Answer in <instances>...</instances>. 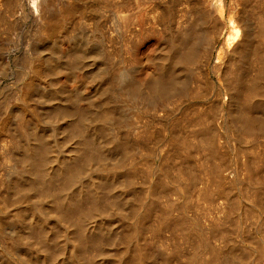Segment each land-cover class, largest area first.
Instances as JSON below:
<instances>
[{
    "label": "rangeland",
    "instance_id": "rangeland-1",
    "mask_svg": "<svg viewBox=\"0 0 264 264\" xmlns=\"http://www.w3.org/2000/svg\"><path fill=\"white\" fill-rule=\"evenodd\" d=\"M139 1L0 0V161L3 158L0 162V264H224L223 261L221 262L222 255L232 251L233 248L238 252L235 258L239 262L241 260V264L242 260H244L243 264H264V137L254 136L252 138L242 135L244 138H239L241 135L236 133L234 120L230 116L231 114L234 117L235 104L230 102L229 93L226 92V86L229 84L232 86L234 83L230 77L233 71H237L241 67L242 70L241 68L239 70L247 80L255 73L250 57L244 51L247 49L245 47L256 44L257 38L258 41L260 40L256 34L258 23H255L256 20L253 17L255 15L252 12L256 8L257 11L260 9L264 14V0ZM33 3L38 6V12L31 7L34 6ZM44 6L47 12H57L59 9L62 10L61 7H69L72 14L62 13V17L57 19L59 22L56 20L54 25L52 24L53 28L51 27L47 31L50 33L52 30V32L50 34L42 33L36 26H39L38 16L40 10L45 8ZM59 6L61 7L59 8ZM246 12L247 14H245ZM198 14H201L200 18L203 21H200ZM63 15H65V19ZM125 19L128 20L129 26L127 23L125 25ZM130 20L131 23H129ZM63 21L65 22L63 23ZM228 34L229 36H227ZM230 34H235L237 39ZM238 34L240 35L238 36ZM245 34H248V44L245 43L246 45L242 46L241 49L244 50L242 51L237 49L236 43ZM192 36L197 38L193 39ZM227 37H230L229 40ZM184 40L188 42H184ZM188 46L193 47L190 49ZM192 49L196 53V60H200L196 61L197 63L182 61L184 60L183 56ZM223 61H226L229 67ZM180 62H183L184 65ZM235 62H240V65ZM217 65H224L225 68L221 66L222 68H218V70ZM215 66L216 68H214ZM125 77L126 79H124ZM175 77L177 79H174ZM227 81L229 82L227 83ZM156 84L161 86L160 89ZM163 91L165 93L162 95ZM128 92H134L140 98L132 103L129 98L124 97ZM147 93L150 95L148 96ZM255 97L256 95L250 98L252 101H249L255 106L254 113L252 114V109H247L244 116L249 114L247 117L251 116L252 118L253 115L260 116L264 113V100ZM67 112L70 117L65 114ZM125 115L127 116L126 120ZM99 117L102 120L101 123L98 122ZM230 123L235 130L231 128ZM94 130L95 133H93ZM22 131L24 132L22 133ZM77 131L84 133L82 132L79 136ZM232 131L235 132L231 134ZM103 135L106 136L103 137ZM97 136L101 138V142ZM236 136L238 137L236 138ZM118 138L123 139V146H120L121 140ZM106 140L107 143L109 140L111 145L106 144ZM212 140L213 142H211ZM245 140L248 142L245 143ZM124 141L130 145L124 146L126 144ZM208 141L214 145L210 142L208 144ZM115 143H119V145ZM92 145L95 147L94 151L91 149ZM35 154L36 156L41 155L39 157L42 162L40 159L38 162H41V169L45 167L43 169L45 172L43 170L39 172L36 167H32L29 160ZM79 155L80 157H77ZM9 158L12 163L7 161ZM51 159L53 163H51ZM17 161H19V165ZM120 161L128 164H122ZM116 162L120 163L117 165ZM106 164L109 165V168H106ZM248 164L251 168L248 167ZM120 166L123 167V170H120ZM65 168L67 169L65 170ZM24 169H27L26 172ZM47 169L48 172H46ZM112 170L114 171L112 172ZM116 170H119L118 173L121 176ZM36 172L41 173V177ZM107 172L110 174L112 172L114 175L111 174V176ZM42 180L44 181L42 182ZM160 181L163 182L160 183ZM155 185L157 186L154 188ZM132 200L135 205L132 204ZM70 203L73 206L75 204V208L73 206L71 208ZM149 204L150 206H148ZM138 205H140L139 209ZM64 208L67 212H61ZM146 209L147 211H145ZM75 210L76 212H74ZM77 210L83 214L77 213ZM33 211L34 213H32ZM144 212L146 213L144 214ZM72 213H75L74 218H72ZM133 215L135 216L133 217ZM129 220H131L130 223H128ZM138 224L142 226L139 227ZM201 225L205 228H200ZM132 229L133 231H131ZM210 233L211 235H209ZM26 238L28 240H25ZM202 238L208 240L209 246L202 244ZM216 240L218 241L216 242ZM143 241L145 242L143 243ZM200 241L202 242L200 243ZM50 250L52 253L48 252ZM204 252H206L205 255H203ZM240 253H243V257H240ZM211 254H214L215 258ZM141 256L143 257L141 258ZM130 258H134V261Z\"/></svg>",
    "mask_w": 264,
    "mask_h": 264
},
{
    "label": "bare ground",
    "instance_id": "bare-ground-1",
    "mask_svg": "<svg viewBox=\"0 0 264 264\" xmlns=\"http://www.w3.org/2000/svg\"><path fill=\"white\" fill-rule=\"evenodd\" d=\"M53 1V0H52ZM66 1V0H65ZM135 1H137V2H140L139 0H135ZM153 1H155L156 2V0H153ZM204 1V0H203ZM41 2V1H40ZM58 2V1H57ZM110 2V1H109ZM134 2V1H133ZM133 2H131V3H133ZM141 2H143L142 0H141ZM155 2H154V5H155ZM245 2V1H244ZM248 2V1H247ZM69 3V2H68ZM116 3V2H115ZM160 3V2H159ZM164 3V2H163ZM257 3V2H256ZM262 3V2H261ZM12 4V3H11ZM34 4V3H33ZM36 4V3H35ZM34 4V6L32 5L31 7H33L34 8V11H39V9H38V6H36ZM55 4H57V3H55ZM61 4V3H60ZM158 4V3H157ZM166 4V3H165ZM255 4V3H254ZM52 5V4H51ZM58 5H59V3H58ZM57 5V6H58ZM101 5V4H100ZM118 5V4H117ZM132 5V4H131ZM147 5V4H146ZM193 5V4H192ZM258 5H259V3H258ZM261 5V4H260ZM13 6V5H12ZM42 6V5H41ZM48 6V5H47ZM63 6H64V4H63ZM68 6V5H67ZM74 6H76V5H74ZM93 6V5H92ZM133 6V5H132ZM131 6V7H132ZM156 6V5H155ZM161 6V5H160ZM159 6V7H160ZM164 6V5H163ZM206 6V5H205ZM257 6V5H256ZM45 7V6H44ZM50 7V6H49ZM61 6H59V8H60ZM72 7V6H71ZM121 7V6H120ZM167 7V6H166ZM196 7V6H195ZM198 7V6H197ZM246 7V6H245ZM58 8V9H59ZM62 8V10L61 9H59V11H57V12H47L46 11V7L45 8H42L40 11V15L38 16L39 18L38 19H40V22H39V26H36V27H38V28H40L39 29V31L40 32H42V33H46L51 27L53 28V25H54V22L58 19H60L61 17H62V13H71L72 11H70V9H69V7L68 8H63V7H61ZM117 8V7H116ZM122 8V7H121ZM126 8V7H125ZM205 8V7H204ZM222 8V7H221ZM220 8V9H221ZM255 8V7H254ZM259 8H263V7H259ZM14 9V8H13ZM52 9V8H51ZM57 9V8H56ZM75 8H73V10H74ZM99 9V8H98ZM135 9V8H134ZM190 9V8H189ZM52 10H55V9H52ZM76 10V9H75ZM139 10V9H138ZM150 10V9H149ZM177 10V9H176ZM195 10V9H194ZM198 10V9H197ZM201 10V9H200ZM244 10V9H243ZM262 10V9H261ZM11 11V10H10ZM14 11V10H13ZM77 11V10H76ZM119 11V10H118ZM129 11V10H128ZM132 11V10H131ZM151 11V10H150ZM185 11V10H184ZM193 11V10H192ZM191 11V12H192ZM203 11V10H202ZM74 12V11H73ZM181 12V11H180ZM188 12V11H187ZM196 12V11H195ZM201 12V11H200ZM245 12V11H244ZM9 13V12H8ZM8 13H7V15H8ZM12 13V12H11ZM132 13V12H131ZM142 13V12H141ZM151 13V12H150ZM193 13H194V11H193ZM196 13H198V12H196ZM195 13V14H196ZM242 13V12H241ZM251 13V12H250ZM255 16H253V17H255V20H256V22L255 23H258V25L256 26V34H257V36H259V38H260V40L258 41V38H257V40H256V44H253V45H249V46H247V47H245V48H247L245 51L244 50H242L241 48H242V46H245L246 44H248V39H247V35L249 34V32H248V34H245L244 35V37H243V35H242V39L240 40V41H238V43H236L237 45H236V47H237V49H240V50H242V51H244L245 53H246V55L247 56H249L250 57V60H251V65H252V67L254 68V70H255V73H254V75L250 78L249 76V79L247 80V78L245 77V76H243V74H242V72H241V70H242V68H241V70H237V71H230V72H232L230 75V77H232V79L234 80V83H233V85L232 86H226V92H228L229 93V95L228 96H230V97H228V98H230V102L232 103V104H235V112L233 113L234 114V117H233V115H231L230 114V116H232V118H233V120H234V123H235V129L237 130L236 131V133L238 132V134L239 135H241V137H239V138H242L243 136L242 135H244V136H251L252 138L254 137V136H262V137H264V113L262 114V115H260V116H258V114H256V115H253L252 116V118H251V116L250 117H247V116H244L245 114H244V112L245 111H248V110H253V112H252V114L254 113V110H255V106H253L252 105V103L251 102H249L251 99V97H253L254 95H256V97H259V99L260 98H262L263 100H264V14L260 11V9H259V11H257V9L255 8V9H253V12H252ZM13 14V13H12ZM39 14V13H38ZM72 14V13H71ZM132 14H134V13H132ZM161 14V13H160ZM191 14V13H190ZM195 14H194V16H195ZM204 14V13H203ZM208 14V13H207ZM245 14H247V12L245 13ZM249 14V13H248ZM252 14V15H253ZM67 15V14H66ZM69 15V14H68ZM118 15V14H117ZM148 15V14H147ZM188 15V14H187ZM201 15V14H200ZM200 15L198 14V16H199V18H200ZM206 15V14H205ZM209 15H210V13H209ZM250 15V14H249ZM64 16L65 15H63V18H64ZM70 16V15H69ZM121 16V15H120ZM136 16V15H135ZM158 16V15H157ZM162 16H163V14H162ZM190 16V15H189ZM242 16V15H241ZM3 17V16H2ZM67 17V16H66ZM147 17V16H146ZM153 17V16H152ZM164 17V16H163ZM196 17H197V15H196ZM243 17V16H242ZM246 17V16H245ZM140 18V17H139ZM138 18V19H139ZM160 18H161V16H160ZM189 18V17H188ZM199 18H196V19H199ZM204 18V17H203ZM65 19V18H64ZM147 19V18H146ZM150 19V18H149ZM163 19V18H162ZM241 19V18H240ZM244 19V18H243ZM249 19H250V17H249ZM57 20V21H58ZM63 20V19H62ZM122 20V19H121ZM127 22H126V21ZM124 21H125V25H126V23H127V25H128V20L127 19H125ZM132 20V19H131ZM131 20H130V22L129 23H131ZM137 20V19H136ZM160 20V19H159ZM181 20V19H180ZM184 20V19H183ZM188 20V19H187ZM203 21V19H201L200 18V21ZM205 20V19H204ZM209 20V19H208ZM254 20V21H255ZM5 21V20H4ZM123 21V22H124ZM132 21H134V20H132ZM149 21V20H148ZM197 21V20H196ZM195 21V22H196ZM200 21H199V23H200ZM253 21V20H252ZM59 22V21H58ZM65 21H63V23H64ZM142 22V21H141ZM186 22V21H185ZM193 22H194V20H193ZM206 22H207V20H206ZM212 21H210V24H212L211 23ZM3 23V22H2ZM60 23H62V22H60ZM209 23V22H208ZM38 24V23H37ZM53 24V25H52ZM122 24V23H121ZM135 24V23H134ZM206 24V23H205ZM246 24V23H245ZM250 24V23H249ZM251 25H252V22H251ZM254 25V24H253ZM1 26V25H0ZM57 26V25H56ZM120 26H122V25H120ZM129 26V25H128ZM135 26V25H134ZM202 26V25H201ZM245 26V25H244ZM248 26V25H247ZM126 27V26H125ZM200 27V26H199ZM207 27V26H206ZM254 27V26H253ZM2 28V27H1ZM128 28V27H127ZM203 28V27H202ZM237 28V27H236ZM244 28V27H243ZM251 29H252V27H250ZM97 29V28H96ZM123 29H125V28H123ZM146 29V28H145ZM152 29V28H151ZM7 30V29H6ZM38 30V29H37ZM153 30V29H152ZM155 30V29H154ZM180 30V29H179ZM244 30V29H243ZM247 30H248V28H247ZM250 30V29H249ZM253 30V29H252ZM130 31V30H129ZM141 31V30H140ZM175 31V30H174ZM173 31V32H174ZM181 31V30H180ZM187 31V30H186ZM245 31H246V27H245ZM52 32V30L50 31V33ZM155 32V31H154ZM182 32V31H181ZM184 32V31H183ZM38 33V32H37ZM49 32H47L46 34H48ZM49 33V34H50ZM190 33V32H189ZM200 33V32H199ZM173 34V33H172ZM191 34H192V32H191ZM196 34V33H195ZM43 35V34H42ZM94 35V34H93ZM140 35V34H139ZM185 35V34H184ZM189 35V34H188ZM193 35V34H192ZM233 35H234V37H235V34H230V36H232L233 37ZM236 35H237V29H236ZM240 34H238V36H239ZM227 36H229V34L227 35ZM175 37V36H174ZM233 37V38H234ZM98 38V37H97ZM191 38H193V36L191 37ZM195 38V37H194ZM193 38V39H194ZM197 38V37H196ZM195 38V39H196ZM228 38V37H227ZM230 38V37H229ZM229 38L227 39V40H229ZM236 38V37H235ZM192 39V40H193ZM205 39V38H204ZM232 39V38H231ZM230 39V40H231ZM237 39V38H236ZM250 39V38H249ZM169 40V39H168ZM178 40V39H177ZM140 41V40H139ZM165 41V40H164ZM182 41V40H181ZM187 41V40H186ZM185 40H184V42H186ZM233 41V40H232ZM166 42V41H165ZM177 42H179V41H177ZM176 42V43H177ZM183 42V43H184ZM188 42V41H187ZM195 42V41H194ZM204 42H206V41H204ZM250 42V41H249ZM246 43V44H245ZM169 44V43H168ZM178 44V43H177ZM186 44V43H185ZM184 44V45H185ZM250 44V43H249ZM171 45V44H170ZM187 45V44H186ZM189 45V44H188ZM167 46H169V45H167ZM166 46V47H167ZM191 46V45H190ZM197 46V45H196ZM124 47V46H123ZM179 47V46H178ZM186 47V46H185ZM189 47V46H188ZM193 47V46H192ZM192 47H189L190 49L192 48ZM227 47V46H226ZM165 48V47H164ZM188 48V49H189ZM194 48H195V46H194ZM171 49V48H170ZM173 49V48H172ZM201 49V48H200ZM131 50V49H130ZM160 50H161V48H160ZM168 50V49H167ZM178 50V49H177ZM195 50H197V49H195ZM203 50V49H202ZM198 51V50H197ZM237 51V50H236ZM235 51V52H236ZM162 52V51H161ZM202 52V51H201ZM230 52V51H229ZM163 53V52H162ZM182 53V52H181ZM185 53H186V51H185ZM160 54V53H159ZM173 54H174V52H173ZM179 54V53H178ZM184 54V53H183ZM207 54V53H206ZM236 54V53H235ZM163 55H164V53H163ZM162 55V56H163ZM167 55H168V53H167ZM228 55V54H227ZM237 55V54H236ZM235 55V56H236ZM166 56V55H165ZM169 56V55H168ZM168 56H166V57H168ZM180 56V55H179ZM230 56V55H229ZM228 56V57H229ZM164 57V56H163ZM173 57V56H172ZM181 58H182V56H180ZM161 58V57H160ZM178 58V57H177ZM208 58H210V57H208ZM233 58V57H232ZM237 58H239V57H237ZM158 59V58H157ZM183 59L184 60H182V61H186V62H188V63H195L197 60H196V53H195V51L192 49L191 51H189L185 56H183ZM163 60H165V59H163ZM174 60V59H173ZM178 60H180V59H178ZM178 60H176V61H178ZM200 60V59H199ZM198 60V61H199ZM206 60H207V58H206ZM209 60V59H208ZM158 61V60H157ZM170 61V60H169ZM197 61V62H198ZM202 61V60H201ZM239 61V60H238ZM179 62V61H178ZM196 62V63H197ZM224 62V61H223ZM177 63V62H176ZM180 63H182L183 64V62H180ZM224 63H227L226 61L224 62ZM235 63H238V62H235ZM240 63V62H239ZM238 63V65H240ZM33 64V63H32ZM186 64V63H185ZM199 64V63H198ZM221 64V63H220ZM228 64V63H227ZM184 65V64H183ZM225 65V64H224ZM224 65H221V66H224ZM237 65V66H238ZM243 65V64H242ZM241 65V66H242ZM250 65V64H249ZM111 66V65H110ZM206 66V65H205ZM218 66V65H217ZM220 66V65H219ZM217 67V69L219 68H222L221 66L220 67ZM170 67V66H169ZM174 67V66H173ZM192 67V66H191ZM207 67V66H206ZM227 67V66H226ZM228 67H229V64H228ZM172 68V67H171ZM170 68V69H171ZM178 68V67H177ZM186 68V67H185ZM208 68V67H207ZM214 68H216V66L214 67ZM224 68H225V66H224ZM235 68L237 69V67L235 66ZM173 69V68H172ZM212 69V68H211ZM218 69V70H219ZM231 70H233L232 68H230ZM37 70V69H36ZM174 70V69H173ZM192 70V69H191ZM194 70H195V67H194ZM216 70V69H215ZM218 70H216V71H218ZM247 70V69H246ZM164 71V70H163ZM197 71V70H196ZM214 71V70H213ZM223 71H224V69H223ZM228 71V70H227ZM34 72V71H33ZM165 72V71H164ZM169 72V71H168ZM161 73V72H160ZM220 73L222 74V72L220 71ZM247 73V72H246ZM252 74V73H251ZM246 75H248V74H246ZM161 76V75H160ZM223 76V75H222ZM174 77V76H173ZM206 77V76H205ZM224 77V76H223ZM226 77V76H225ZM229 77V76H228ZM132 78V77H131ZM154 78V77H153ZM170 78V77H169ZM197 78V77H196ZM246 78V79H245ZM27 79V78H26ZM124 79H126V77L124 78ZM129 79H130V77H129ZM173 79V78H172ZM174 79H177L176 77L174 78ZM224 79V78H223ZM231 79V80H232ZM229 80V79H228ZM161 81V80H160ZM159 81V82H160ZM171 81V80H170ZM175 81V80H174ZM177 81V80H176ZM133 82V81H132ZM138 82V81H137ZM168 82V81H167ZM173 82V81H172ZM208 82V81H207ZM229 81H227V83H228ZM28 83V82H27ZM117 83V82H116ZM161 83H162V81H161ZM161 83H159L160 85H161ZM179 83V82H178ZM211 83V82H210ZM131 84V83H130ZM133 84V83H132ZM166 85V84H165ZM164 85V86H165ZM168 85V84H167ZM179 85H181V84H179ZM205 85V84H204ZM144 86V85H143ZM156 86H158V88L160 89V87L162 86H159V85H157L156 84ZM206 86V85H205ZM128 87H129V85H128ZM135 87V86H134ZM152 87V86H151ZM118 88V87H117ZM162 88H163V86H162ZM181 88V87H180ZM19 89V88H18ZM29 89H31V88H29ZM112 89V88H111ZM145 89V88H144ZM168 89V88H167ZM170 89V88H169ZM188 89V88H187ZM206 89V88H205ZM21 90H23L22 88H21ZM25 90V92H26V89H24ZM117 90V89H116ZM134 90V89H133ZM175 90V89H174ZM177 90V89H176ZM186 90V89H185ZM210 90V89H209ZM29 91H31V90H29ZM119 91V90H118ZM142 91V90H141ZM148 91V90H147ZM166 91V90H165ZM165 91H163V93H162V95L165 93ZM189 91V90H188ZM216 91H218V90H216ZM20 92V91H19ZM32 92V91H31ZM134 92H135V90H134ZM132 93V92H128V93H126L125 94V96L124 97H127V98H129L130 100H131V102L132 103H135L134 102V100L136 101L137 99H139L140 97L139 96H137L135 93ZM137 92H138V90H137ZM184 92V91H183ZM206 92H208V91H206ZM205 92V93H206ZM21 93V92H20ZM24 93V92H23ZM148 93H149V91H148ZM148 93H147V95H148ZM155 93V92H154ZM158 93V92H157ZM169 93H170V90H169ZM173 93V92H172ZM25 94V93H24ZM106 94V93H105ZM144 94V93H143ZM178 94V93H177ZM186 94V93H185ZM13 95V94H12ZM145 95V94H144ZM150 95V94H149ZM148 95V96H149ZM155 95V94H154ZM206 95V94H205ZM20 96V95H19ZM119 96H121V95H119ZM172 96V95H171ZM21 97H22V94H21ZM27 97V96H26ZM29 97V96H28ZM122 97V96H121ZM169 97V96H168ZM255 97V98H256ZM17 98H19V97H17ZM126 98V99H127ZM142 98V97H141ZM165 98V97H164ZM172 98V97H171ZM182 98V97H181ZM14 99H15V97H14ZM20 99V98H19ZM258 99V98H257ZM262 99H261V101H262ZM120 100V99H119ZM144 100V99H143ZM170 100V99H169ZM176 100V99H175ZM21 101V100H20ZM25 101V100H24ZM28 101V100H27ZM129 101V100H128ZM252 101V100H251ZM260 101V100H259ZM22 102H23V99H22ZM145 102V101H144ZM158 102V101H157ZM24 103V102H23ZM111 103V102H110ZM114 103V102H113ZM154 103V102H153ZM174 103V102H173ZM250 103H251V105H250ZM8 104V103H7ZM21 104V103H20ZM27 104V103H26ZM69 104H71V103H69ZM107 104V103H106ZM264 104V103H263ZM23 105V104H22ZM25 105V104H24ZM72 105V104H71ZM77 105V104H76ZM97 105V104H96ZM101 105V104H100ZM99 105V106H100ZM114 105V104H113ZM141 105V104H140ZM145 105V104H144ZM260 105H262V104H260ZM67 106H69V105H67ZM78 106V105H77ZM76 106V107H77ZM83 106V105H82ZM104 106H105V104H104ZM124 106V105H123ZM131 106V105H130ZM135 106H137V105H135ZM259 106V105H258ZM263 106V105H262ZM70 107V106H69ZM261 107V106H260ZM7 108V107H6ZM21 108V107H20ZM68 108V107H67ZM79 108V107H78ZM83 108V107H82ZM82 108H81V110H82ZM95 108V107H94ZM102 108V107H101ZM117 108V107H116ZM138 108V107H137ZM143 108V107H142ZM233 108H234V106H233ZM232 108V109H233ZM72 109V108H71ZM91 109V108H90ZM89 109V110H90ZM118 109V108H117ZM160 109V108H159ZM194 109V108H193ZM248 109V110H247ZM264 109V108H263ZM63 110V109H62ZM65 110V109H64ZM74 110V109H73ZM76 110V109H75ZM78 110V109H77ZM88 110V111H89ZM96 110V109H95ZM94 110V111H95ZM98 110V109H97ZM107 110V109H106ZM126 110V109H125ZM139 110V109H138ZM150 110H152V109H150ZM204 110V109H203ZM260 110V109H259ZM58 111V110H57ZM60 111V110H59ZM70 111V110H69ZM79 111V110H78ZM108 111V110H107ZM257 111V110H256ZM61 112V111H60ZM63 112V111H62ZM81 112V111H80ZM80 112H79V115H80ZM85 112V111H84ZM111 112V111H110ZM154 112V111H153ZM230 112V111H229ZM228 112V113H229ZM260 112V111H259ZM264 112V111H263ZM77 114H78V112H76ZM92 113V112H91ZM95 113H97V112H95ZM133 113V112H132ZM147 113V112H146ZM249 113V112H248ZM262 113V112H261ZM63 114V113H62ZM65 114H67V115H69V113L67 112V113H65ZM71 114V113H70ZM84 114V113H83ZM86 114V113H85ZM94 114V113H93ZM99 114V113H98ZM140 114V113H139ZM206 114V113H205ZM204 114V115H205ZM252 114H250V115H252ZM88 115H90L89 113H88ZM123 115V114H122ZM143 115V114H142ZM60 116V115H59ZM62 116V115H61ZM65 116V115H64ZM64 116H63V118H64ZM91 116V115H90ZM89 116V118H91ZM108 116V115H107ZM126 116V115H125ZM132 116V115H131ZM229 116V115H228ZM227 116V117H228ZM68 117H70V115L68 116ZM72 117V116H71ZM103 117V116H102ZM111 117V116H110ZM122 118H123V116H121ZM120 117V118H121ZM134 117V116H133ZM136 117V116H135ZM193 117V116H192ZM207 117V116H206ZM22 118V117H21ZM25 118V117H24ZM67 118V117H66ZM88 118V119H89ZM97 118V117H96ZM104 118V117H103ZM105 118H106V116H105ZM109 118V117H108ZM116 118H118V117H116ZM188 118V117H187ZM202 118V117H201ZM82 119V118H81ZM87 119V121H89ZM94 119V118H93ZM110 119V118H109ZM112 119V118H111ZM127 119V116H126V118H125V120ZM229 119H230V117H229ZM228 119V120H229ZM72 120V119H71ZM73 120H75L74 118H73ZM83 120V119H82ZM97 120V119H96ZM96 120H95V122H96ZM99 121L98 122H100V121H102V120H100V117H99V119H98ZM105 120V119H104ZM125 120L123 121V122H125ZM205 120V119H204ZM231 120V119H230ZM229 120V121H230ZM84 121V120H83ZM117 121V120H116ZM121 121V122H122ZM131 121V120H130ZM232 121V120H231ZM18 122V121H17ZM16 122V123H17ZM24 122H25V120H24ZM72 122V121H71ZM89 122H91V121H89ZM88 122V123H89ZM98 122H97V124H98ZM118 122V121H117ZM120 122V123H121ZM14 123V122H13ZM28 123V122H27ZM92 123V122H91ZM91 123H89V124H91ZM101 123V122H100ZM99 123V124H100ZM112 123V122H111ZM127 123H128V121H127ZM126 123V124H127ZM135 123V122H134ZM137 123V122H136ZM205 123V122H204ZM233 123V124H234ZM32 124V123H31ZM79 124V123H78ZM94 124V123H93ZM107 124V123H106ZM118 124V123H117ZM129 124V123H128ZM231 124L232 123H230V126H231ZM23 125H25V124H23ZM29 125V124H28ZM33 125V124H32ZM101 125V124H100ZM108 125V124H107ZM111 125V124H110ZM115 125V124H114ZM122 125V124H121ZM125 125V124H124ZM137 125V124H136ZM186 125V124H185ZM207 125V124H206ZM20 126V125H19ZM69 126V125H68ZM80 126V125H79ZM86 126V125H85ZM94 126V125H93ZM92 126V127H93ZM188 126V125H187ZM209 126V125H208ZM14 127V126H13ZM33 127V126H32ZM75 127V126H74ZM82 127V126H81ZM87 127V126H86ZM98 127V126H97ZM107 127V126H106ZM109 127V126H108ZM114 127V126H113ZM136 127H138V126H136ZM204 127V126H203ZM234 127V126H233ZM83 128H85V127H83ZM111 128V127H110ZM180 128V127H179ZM212 128V127H211ZM231 128H232V126H231ZM30 129V128H29ZM103 129V128H102ZM128 129V128H127ZM194 129V128H193ZM202 129V128H201ZM214 130H215V128H213ZM212 129V130H213ZM230 129V128H229ZM233 130H235L234 128H232ZM24 130V129H23ZM85 130V129H84ZM116 130V129H115ZM133 130H134V128H133ZM136 130V129H135ZM140 130V129H139ZM126 131V130H125ZM129 131V130H128ZM185 131V130H184ZM204 131V130H203ZM211 131V130H210ZM229 131V130H228ZM231 131V130H230ZM229 131V132H230ZM14 132V131H13ZM15 132H16V129H15ZM14 132V133H15ZM24 131H22V133H23ZM79 131H77V133H78ZM83 132V131H82ZM81 132V133H82ZM86 132V131H85ZM90 132V131H89ZM117 132V131H116ZM131 132V131H130ZM137 132V131H136ZM200 132V131H199ZM233 132H235V131H232L231 132V134L233 133ZM35 133V132H34ZM80 132H79V136H80V134H81ZM84 133V132H83ZM93 133H95V130H94V132ZM97 133H101V132H97ZM217 133V132H216ZM25 134V133H24ZM104 134V133H103ZM133 134V133H132ZM204 134H205V131H204ZM207 134H208V132H207ZM213 134V133H212ZM211 134V135H212ZM27 135V134H26ZM107 135V134H106ZM105 135V136H106ZM116 135H117V133H116ZM120 135V134H119ZM144 135V134H143ZM210 135V134H209ZM235 135H237V134H235ZM235 135H233V136H235ZM17 136V135H16ZM24 136V135H23ZM83 136V135H82ZM85 136V135H84ZM91 136V135H90ZM104 135H103V137H105ZM133 136V135H132ZM138 136V135H137ZM195 136V135H194ZM207 136V135H206ZM69 137V136H68ZM94 137V136H93ZM98 137V136H97ZM121 137V136H120ZM130 137V136H129ZM205 137V136H204ZM211 137V136H210ZM217 137V136H216ZM223 137V136H222ZM238 136H236V138H237ZM82 138V137H81ZM85 138V137H84ZM87 138V137H86ZM89 138V137H88ZM87 138V139H88ZM96 138V137H95ZM98 138H100V137H98ZM206 138V137H205ZM244 138V137H243ZM242 138V139H243ZM261 138V137H260ZM33 139V138H32ZM40 139V138H39ZM42 139V138H41ZM109 139V138H108ZM118 139H120V138H118ZM131 139H132V137H131ZM140 139H141V137H140ZM210 139V138H209ZM248 139V138H247ZM255 139V138H254ZM17 140H19L18 138H17ZM36 140V139H35ZM38 140V139H37ZM82 140H83V138H82ZM86 140V139H85ZM90 140H91V138H90ZM121 140V139H120ZM119 140V141H120ZM123 140V139H122ZM122 140H121V142H120V146H123L122 144ZM124 140H125V138H124ZM127 140V139H126ZM240 140V139H239ZM49 141V140H48ZM97 141H99V140H97ZM115 141H117V140H115ZM114 141V142H115ZM146 141V140H145ZM246 141L248 142V140H245L244 142L246 143ZM254 141V140H253ZM22 142V141H21ZM40 142V141H39ZM90 142V141H89ZM100 142H101V138H100ZM125 143L127 142V141H124ZM204 142V141H203ZM202 142V143H203ZM209 142L210 141H208V144H209ZM211 142H213V140L211 141ZM210 142V143H211ZM49 143V142H48ZM84 143V142H83ZM92 143H93V140H92ZM108 143H109V140H108ZM107 143V140H106V144H108ZM136 143H138V142H136ZM201 143V144H202ZM206 143H207V140H206ZM251 143V142H250ZM23 144V143H22ZM39 144V143H38ZM38 144H36V145H38ZM86 144H87V142H86ZM90 144V143H89ZM110 144V143H109ZM108 144V145H109ZM115 144H117V145H119V143H115ZM211 144H213V143H211ZM49 145V144H48ZM94 145H96L95 143H94ZM103 145H105L104 143H103ZM111 145V144H110ZM113 145V144H112ZM125 145H130V144H124V146ZM135 145V144H134ZM204 145H206V144H204ZM214 145V144H213ZM53 146V145H52ZM86 146V145H85ZM89 146V145H88ZM93 146V145H92ZM106 146V145H105ZM104 146V147H105ZM138 146V145H137ZM207 146H210V145H207ZM217 146V145H216ZM34 147V146H33ZM42 147V146H41ZM44 147V146H43ZM113 147V146H112ZM119 147V146H118ZM163 147V146H162ZM210 147H212V146H210ZM14 148V147H13ZM36 148H38V147H36ZM49 148H51V147H49ZM53 148V147H52ZM78 148V147H77ZM85 148H87V147H85ZM93 148H95L94 146L91 148V149H93ZM98 148V147H97ZM100 148V147H99ZM110 148V147H109ZM122 148V147H121ZM264 148V147H263ZM15 149V148H14ZM30 149H32V148H30ZM29 149V151H31ZM74 149H76V148H74ZM101 149V148H100ZM105 149V148H104ZM130 149H132V148H130ZM193 149V148H192ZM209 149V148H208ZM214 149V148H213ZM17 150H19V149H17ZM36 150V149H35ZM89 150V149H88ZM125 150V149H124ZM244 150V149H243ZM93 151H94V149H93ZM128 151V150H127ZM132 152H133V150H131ZM196 151V150H195ZM203 151H204V148H203ZM206 151V150H205ZM253 151V150H252ZM78 152V151H77ZM80 152V151H79ZM105 152V151H104ZM125 152V151H124ZM262 152V151H261ZM261 152H259V153H261ZM27 153V152H26ZM34 153V152H33ZM75 153V152H74ZM73 153V154H74ZM91 153V152H90ZM98 153V152H97ZM106 153V152H105ZM104 153V154H105ZM127 153V152H126ZM168 153V152H167ZM202 153V152H201ZM206 153V152H205ZM17 154H19V153H17ZM21 154V153H20ZM77 155H78V153H76ZM99 154V153H98ZM97 154V155H98ZM123 154V153H122ZM131 154V153H130ZM133 154V153H132ZM216 154V153H215ZM219 154V153H218ZM6 155V154H5ZM14 155H15V153H14ZM31 155H33V154H31ZM30 155V156H31ZM108 155V154H107ZM29 156V155H28ZM28 156H26V157H28ZM39 156H41V155H37L36 156V154L34 155V156H31L32 157V159H31V157H30V159L32 160H29L30 162H31V164L33 165L32 167H36L37 169H38V171L40 172H42V170L45 168V167H43V169H41V162H42V159H40V157ZM44 156V155H43ZM89 156H91V155H89ZM205 156H207L206 154H205ZM260 156V155H259ZM13 157V156H12ZM45 158H47L46 156H44ZM43 157V158H44ZM77 157H80V155L79 156H77ZM76 157V158H77ZM109 157V156H108ZM8 158V157H7ZM16 158V157H15ZM14 158V159H15ZM101 158V157H100ZM224 158V157H223ZM259 158V157H258ZM3 159V158H2ZM2 159H1V161H2ZM6 159V158H5ZM23 159H24V157H23ZM38 159H40L41 160V162H38ZM94 159V158H93ZM95 159H97V158H95ZM105 159V158H104ZM103 159V160H104ZM106 159H108V158H106ZM111 159V158H110ZM117 159V158H116ZM119 159V158H118ZM117 159V160H118ZM132 159V158H131ZM167 159V158H166ZM263 159V158H262ZM16 160V159H15ZM25 160H27V159H25ZM39 160V161H40ZM47 160V159H46ZM224 160V159H223ZM0 161V162H1ZM4 161V160H3ZM7 161H10V158H9V160H7ZM50 161H52L51 163H53V160L51 159ZM116 161V160H115ZM129 161V160H128ZM147 161V160H146ZM176 161V160H175ZM179 161V160H178ZM6 162V161H5ZM11 162V161H10ZM22 162V161H21ZM20 162V163H21ZM28 162V161H27ZM29 162V163H30ZM103 162V161H102ZM101 162V163H102ZM121 162V161H120ZM120 162H118V163H120ZM177 162V161H176ZM7 163V162H6ZM12 163V162H11ZM19 163V161H17V164ZM25 163V162H24ZM23 163V164H24ZM45 163V162H44ZM84 163V162H83ZM117 163V162H116ZM118 163H117V165H118ZM122 164H125L124 162H121ZM129 163H131L130 161H129ZM223 163V162H222ZM23 164H21V165H23ZM46 164V163H45ZM57 164V163H56ZM59 164V163H58ZM105 164V163H104ZM111 164V163H110ZM114 164V163H113ZM128 164V163H127ZM127 164H125V165H127ZM251 164V163H250ZM250 164H248V167H250L249 165ZM264 164V163H263ZM6 165V164H5ZM19 165V164H18ZM98 165H99V163H98ZM107 165V164H106ZM114 165H116V164H114ZM113 165V166H114ZM120 165V164H119ZM148 165V164H147ZM180 165V164H179ZM4 166V165H3ZM27 166V165H26ZM58 166V165H57ZM84 166V165H83ZM109 165H107V167L106 168H109L108 167ZM123 166V165H122ZM129 167H130V165H128ZM134 166V165H133ZM244 166H245V164H244ZM252 166V165H251ZM262 166V165H261ZM9 167V166H8ZM29 167V166H28ZM75 167V166H74ZM78 167V166H77ZM85 167V166H84ZM99 167V166H98ZM124 167V166H123ZM123 167H119L120 168V170L123 168ZM129 167H127L126 166V168H129ZM246 167V166H245ZM245 167H244V169H245ZM254 167V166H253ZM7 168V167H6ZM24 168V167H23ZM30 168V167H29ZM28 168V169H29ZM59 168V167H58ZM71 168V167H70ZM115 168H116V166H115ZM131 168V167H130ZM199 168H201V167H199ZM247 168V167H246ZM251 168V167H250ZM21 169V168H20ZM31 169V168H30ZM37 169H36V171H37ZM67 168H65V170H66ZM69 169V168H68ZM112 169V168H111ZM116 169H118V167L116 168ZM132 169H133V167H132ZM134 169H136V168H134ZM206 169V168H205ZM215 169V168H214ZM25 170V172H26V170L27 169H24ZM35 170V169H34ZM81 170V169H80ZM108 170V169H107ZM115 170V169H114ZM114 170H112V172L114 171ZM123 170V169H122ZM212 170V169H211ZM21 171V170H20ZM29 172H30V170H28ZM33 171V170H32ZM31 171V172H32ZM37 171V172H38ZM44 171V170H43ZM49 170L47 169V171L46 172H48ZM90 171V170H89ZM102 171L104 172V170L102 169ZM108 171H111V170H108ZM117 171V170H116ZM115 171V172H116ZM141 171V170H140ZM153 171V170H152ZM156 171V170H155ZM190 171V170H189ZM210 171V170H209ZM246 171V170H245ZM244 171V172H245ZM12 172V171H11ZM24 172V173H25ZM35 172V171H34ZM33 172V174H35ZM36 172V173H37ZM45 172V171H44ZM76 172V171H75ZM80 172V171H79ZM106 172V171H105ZM112 172H111V174H112ZM119 172V170L117 171V173ZM122 172V171H121ZM149 172V171H148ZM169 172V171H168ZM181 172H183V171H181ZM210 172H213V171H210ZM221 172V171H220ZM246 172H248V171H246ZM250 172H251V170H250ZM249 172V173H250ZM261 172V171H260ZM14 173H16V172H14ZM13 173V174H14ZM19 173V172H18ZM23 173V172H22ZM23 173V174H24ZM63 173H64V171H63ZM88 173V172H87ZM100 173V172H99ZM108 173V172H107ZM37 174H39V176L41 177V173H37ZM62 174V173H61ZM66 174V173H65ZM108 174H110V173H108ZM110 174V175H111ZM119 174V173H118ZM118 174H115V175H118ZM129 174V173H128ZM131 174V173H130ZM178 174V173H177ZM221 174V173H220ZM247 174V173H246ZM262 174H263V172H262ZM16 175V174H15ZM44 175V174H43ZM47 175V174H46ZM69 176H71L70 174H68ZM77 175V174H76ZM80 175H81V172H80ZM112 175H114V174H112ZM111 175V176H112ZM120 175V174H119ZM136 175H138V174H136ZM142 175H143V173H142ZM242 175V174H241ZM18 176V175H17ZM30 176H32L31 174H30ZM38 176V177H39ZM109 176V175H108ZM121 176V175H120ZM144 176V175H143ZM175 176V175H174ZM251 176V175H250ZM249 176V177H250ZM253 176V175H252ZM260 176V175H259ZM81 177V176H80ZM84 177V176H83ZM105 177V176H104ZM118 177V176H117ZM185 177H186V175H185ZM229 177V176H228ZM66 178V177H65ZM67 178H68V176H67ZM91 178V177H90ZM113 178V177H112ZM115 178H116V176H115ZM123 178V177H122ZM132 178V177H131ZM195 178H196V176H195ZM19 179V178H18ZM42 179V178H41ZM48 179H50V178H48ZM130 179V178H129ZM187 179V178H186ZM191 179V178H190ZM229 179H231V178H229ZM249 179V178H248ZM45 180H46V178H45ZM54 180V179H53ZM63 180V179H62ZM76 180V179H75ZM118 180V179H117ZM142 180V179H141ZM158 180V179H157ZM171 180V179H170ZM188 180V179H187ZM259 180V179H258ZM30 181V180H29ZM34 181V180H33ZM44 180H42V182H43ZM51 181V180H50ZM97 181V180H96ZM131 181V180H130ZM136 181V180H135ZM150 181H151V179H150ZM192 181V180H191ZM217 181V180H216ZM223 181V180H222ZM232 181V180H231ZM46 182H47V180H46ZM128 182V181H127ZM132 182H133V180H132ZM161 182H163V181H160V183ZM187 182V181H186ZM241 182V181H240ZM254 182V181H253ZM19 183H21V182H19ZM24 183V182H23ZM76 183H77V180H76ZM75 183V184H76ZM124 183V182H123ZM138 183V182H137ZM154 183H157V182H154ZM159 183V184H160ZM168 183V182H167ZM29 184V183H28ZM48 184V183H47ZM52 184V183H51ZM67 184V183H66ZM74 184V183H73ZM74 184V185H75ZM78 184V183H77ZM144 184V183H143ZM166 184V183H165ZM191 184V183H190ZM197 184V183H196ZM252 184V183H251ZM258 184V183H257ZM263 184V183H262ZM24 185V184H23ZM56 185V184H55ZM119 185V184H118ZM129 185V184H128ZM127 185V186H128ZM188 185V184H187ZM256 185V184H255ZM254 185V186H255ZM63 186V185H62ZM64 186H67V185H64ZM71 186V185H70ZM69 186V187H70ZM131 186V185H130ZM133 186V185H132ZM157 185H155V186H153L154 188L156 187ZM167 186V185H166ZM188 186H190V185H188ZM194 186V185H193ZM25 187V186H24ZM23 187V188H24ZM34 187H35V185H34ZM68 187V186H67ZM137 187V186H136ZM140 187V186H139ZM138 187V188H139ZM143 187V186H142ZM148 187H150V186H148ZM153 187H152V189H153ZM251 188H252V186H250ZM39 188V187H38ZM44 188V187H43ZM64 188V187H63ZM66 188V187H65ZM129 188V187H128ZM151 188V187H150ZM158 188H159V186H158ZM168 188V187H167ZM179 188V187H178ZM22 189V188H21ZM51 189V188H50ZM55 189H56V187H55ZM60 189V188H59ZM67 189V188H66ZM118 189V188H117ZM194 189V188H193ZM196 189H197V187H196ZM246 189V188H245ZM33 190V189H32ZM69 190V189H68ZM71 190H72V188H71ZM131 190H133V189H131ZM144 190H146V189H144ZM157 190V189H156ZM155 190V191H156ZM199 190V189H198ZM243 190H244V188H243ZM246 190H248V189H246ZM249 190H251V189H249ZM22 191V190H21ZM29 191V190H28ZM35 191V190H34ZM56 191V190H55ZM57 191H59V190H57ZM56 191V192H57ZM67 191V190H66ZM134 191V190H133ZM20 192V191H19ZM18 192V193H19ZM23 192V191H22ZM31 192V191H30ZM36 192V191H35ZM38 192V191H37ZM52 192V191H51ZM119 192V191H118ZM137 192V191H136ZM135 192V193H136ZM162 192V191H161ZM160 192V193H161ZM244 192V191H243ZM45 193V192H44ZM97 193V192H96ZM141 193V192H140ZM155 193V192H154ZM166 193V192H165ZM249 193V192H248ZM23 194H25V193H23ZM22 194V195H23ZM84 194V193H83ZM119 194V193H118ZM133 194H134V192H133ZM132 194V195H133ZM20 195V194H19ZM40 195V194H39ZM70 195V194H69ZM138 195V194H137ZM144 195V194H143ZM157 195V194H156ZM163 195V194H162ZM197 195V194H196ZM47 196V195H46ZM82 196V195H81ZM98 196V195H97ZM100 196V195H99ZM117 196V195H116ZM119 196V195H118ZM139 196V195H138ZM138 196H136V197H138ZM165 196V195H164ZM21 197H23V196H21ZM50 197H51V195H50ZM55 197V196H54ZM73 197V196H72ZM71 197V198H72ZM112 197V196H111ZM119 197H121V196H119ZM135 197V198H136ZM261 197V196H260ZM19 198H20V196H19ZM25 198V197H24ZM62 198V197H61ZM64 198V197H63ZM75 198H77V197H75ZM96 198H98V197H96ZM105 198V197H104ZM139 198V197H138ZM158 198V197H157ZM256 198V197H255ZM23 199V198H22ZM78 199H80V198H78ZM82 199V198H81ZM92 199V198H91ZM103 199V198H102ZM117 199V198H116ZM126 199H127V197H126ZM27 200V199H26ZM41 200V199H40ZM46 200V199H45ZM52 200V199H51ZM54 200V199H53ZM69 200V199H68ZM128 200V199H127ZM145 200V199H144ZM198 200V199H197ZM208 200V199H207ZM245 200V199H244ZM30 201V200H29ZM56 201V200H55ZM60 201V200H59ZM76 201V200H75ZM211 201V200H210ZM232 201V200H231ZM19 202V201H18ZM22 202H24V201H22ZM58 202V201H57ZM70 202H72L71 200H70ZM113 202V201H112ZM111 202V203H112ZM131 202V201H130ZM134 201L132 200V204H134L135 205V202L133 203ZM31 203V202H30ZM60 203V202H59ZM73 203V202H72ZM102 203V202H101ZM105 203V202H104ZM114 203V202H113ZM143 203V202H142ZM176 203V202H175ZM237 203V202H236ZM240 203V202H239ZM253 203V202H252ZM22 204V203H21ZM34 204V203H33ZM41 204V203H40ZM49 204V203H48ZM47 204V205H48ZM52 204V203H51ZM71 204V203H70ZM69 204V205H70ZM87 204V203H86ZM108 204V203H107ZM144 204V203H143ZM201 204H203V203H201ZM251 204V203H250ZM92 205V204H91ZM90 205V206H91ZM116 205V204H115ZM211 205V204H210ZM235 205V204H234ZM26 206V205H25ZM63 206V205H62ZM72 204H71V208H72ZM139 206V207H138ZM137 207H138V209L140 208V205H138ZM148 206H150V204L148 205ZM171 206V205H170ZM225 206V205H224ZM254 206V205H253ZM58 207V206H57ZM56 207V208H57ZM92 207V206H91ZM117 207V206H116ZM125 207V206H124ZM134 207V206H133ZM132 207V208H133ZM147 207V206H146ZM223 207V206H222ZM229 207V206H228ZM257 207V206H256ZM33 208V207H32ZM59 208V207H58ZM65 208H67L66 206H65ZM65 208L63 209V210H61V212L62 211H65V212H67L66 210H65ZM69 208V207H68ZM73 208H75V204H74V206H73ZM134 208H136V207H134ZM250 208V207H249ZM43 209V208H42ZM45 209V208H44ZM60 209V208H59ZM77 209L79 210V208H78V206H77ZM83 209V208H82ZM143 209V208H142ZM149 209V208H148ZM233 209V208H232ZM231 209V210H232ZM238 209V208H237ZM254 209H255V207H254ZM26 210V209H25ZM46 210V209H45ZM77 210V211H78ZM134 210V209H133ZM137 210V209H136ZM144 210V209H143ZM142 210V211H143ZM151 210V209H150ZM153 210V209H152ZM165 210V209H164ZM173 210V209H172ZM227 210H229V209H227ZM58 211V210H57ZM56 211V212H57ZM69 211H71V210H69ZM72 211H73V209H72ZM71 211V212H72ZM86 211V210H85ZM121 211V210H120ZM145 211H147V209L145 210ZM213 211V210H212ZM234 211V210H233ZM235 211H237V210H235ZM256 211H258V210H256ZM48 212V211H47ZM55 212V211H54ZM74 212H76V210L74 211ZM81 212V211H80ZM79 211L77 212V213H80ZM87 212H89V211H87ZM125 212V211H124ZM123 212V213H124ZM140 212V211H139ZM230 212V211H229ZM232 212V211H231ZM32 213H34V211L32 212ZM46 213V212H45ZM70 213V212H69ZM76 213V215H78ZM121 213V212H120ZM126 213V212H125ZM142 213V212H141ZM146 212H144V214H145ZM148 213V212H147ZM234 213V212H233ZM240 213V212H239ZM245 213V212H244ZM28 214H29V212H28ZM31 214V213H30ZM40 214V213H39ZM47 214V213H46ZM67 214V213H66ZM75 214V213H74ZM74 214L72 213V215H73V217L72 218H74ZM81 214H83V212H81ZM81 214H80V216H81ZM130 214V213H129ZM135 214V213H134ZM231 214V213H230ZM125 215V214H124ZM132 215V214H131ZM136 215V214H135ZM135 215H133V217L135 216ZM142 215V214H141ZM236 215V214H235ZM21 217H22V215H20ZM58 216H59V214H58ZM61 216V215H60ZM71 216V215H70ZM83 216V215H82ZM143 216H145V215H143ZM176 216V215H175ZM184 216V215H183ZM182 216V217H183ZM186 216V215H185ZM202 216V215H201ZM234 216V215H233ZM31 217V216H30ZM42 217V216H41ZM87 217V216H86ZM151 217V216H150ZM180 217V216H179ZM20 218V217H19ZM23 218V217H22ZM68 218V217H67ZM71 218V217H70ZM69 218V219H70ZM75 218H77V217H75ZM80 218V217H79ZM131 218V217H130ZM136 218V217H135ZM138 218V217H137ZM136 218V219H137ZM46 219V218H45ZM83 219H86V218H83ZM121 219V218H120ZM123 219V218H122ZM128 219V218H127ZM143 219V218H142ZM148 219V218H147ZM183 219V218H182ZM184 219H185V217H184ZM190 219V218H189ZM220 219V218H219ZM263 219V218H262ZM18 220V219H17ZM75 220V219H74ZM132 221H135V220H133V219H131ZM131 220H129V222L128 223H130V221ZM192 220V219H191ZM234 220V219H233ZM22 221H23V219H22ZM21 221V222H22ZM73 221V220H72ZM152 221V220H151ZM151 221H150V223H151ZM154 221V220H153ZM164 221H167V220H164ZM181 221V220H180ZM183 221V220H182ZM205 221V220H204ZM216 221V220H215ZM19 222V221H18ZM66 222V221H65ZM84 222V221H83ZM158 222V221H157ZM178 222V221H177ZM189 222V221H188ZM197 222V221H196ZM221 222V221H220ZM236 222V221H235ZM237 222H238V220H237ZM261 222V221H260ZM264 222V221H263ZM136 223V222H135ZM134 223V224H135ZM167 223V222H166ZM182 223V222H181ZM185 223V222H184ZM189 223H191V222H189ZM194 223V222H193ZM201 223V222H200ZM211 223V222H210ZM262 223V222H261ZM2 224V223H1ZM4 224V223H3ZM23 224V223H22ZM75 224V223H74ZM87 224H88V222H87ZM126 224V223H125ZM124 224V225H125ZM132 224V223H131ZM137 224V223H136ZM162 224V223H161ZM165 224V223H164ZM171 224V223H170ZM169 224V225H170ZM176 224V223H175ZM214 224V223H213ZM263 224V223H262ZM133 225V224H132ZM163 225V224H162ZM166 225V224H165ZM190 225V224H189ZM189 225H188V228H189ZM207 225V224H206ZM212 225V224H211ZM217 225V224H216ZM230 225V224H229ZM26 226V225H25ZM60 226V225H59ZM66 226V225H65ZM131 226V225H130ZM138 226H139V224H138ZM140 226H142L141 224H140ZM139 226V227H140ZM149 226V225H148ZM151 226H153L152 224H151ZM172 226V225H171ZM191 226V225H190ZM222 226V225H221ZM263 226V225H262ZM22 227V226H21ZM68 227V226H67ZM126 227V226H125ZM145 227V226H144ZM160 227V226H159ZM197 227V226H196ZM202 227V225L200 226V228ZM204 227V226H203ZM202 227V228H203ZM230 227V226H229ZM244 227V226H243ZM39 228V227H38ZM41 228V227H40ZM78 228H80V227H78ZM82 228V227H81ZM86 228V227H85ZM146 228V227H145ZM145 228H144V230H145ZM149 228V227H148ZM153 228V227H152ZM157 228V227H156ZM187 228V227H186ZM193 228V227H192ZM205 228V227H204ZM208 228H210V227H208ZM256 228V227H255ZM42 229V228H41ZM48 229V228H47ZM84 229V228H83ZM128 229V228H127ZM142 229V228H141ZM173 229V228H172ZM194 229H196V228H194ZM207 229V228H206ZM50 230V229H49ZM151 230V229H150ZM181 230V229H180ZM203 230H205V229H203ZM54 231V230H53ZM79 231H80V229H79ZM81 231H84V230H81ZM131 231H133V229L131 230ZM153 231V230H152ZM156 231V230H155ZM159 231V230H158ZM170 231V230H169ZM173 231H175V230H173ZM182 231V230H181ZM17 232V231H16ZM30 232V231H29ZM35 232V231H34ZM40 232V231H39ZM90 232V231H89ZM118 232V231H117ZM127 232V231H126ZM126 232H124V233H126ZM128 232H129V229H128ZM135 232V231H134ZM139 232H140V230H139ZM160 232V231H159ZM176 232V231H175ZM178 232V231H177ZM197 232V231H196ZM203 232V231H202ZM207 232V231H206ZM209 232V231H208ZM244 232V231H243ZM54 233V232H53ZM63 233V232H62ZM84 233V232H83ZM120 233H122V232H120ZM123 233V234H124ZM130 233V232H129ZM132 233V232H131ZM137 233V232H136ZM157 233V232H156ZM173 233V232H172ZM171 233V234H172ZM181 233V232H180ZM179 233V234H180ZM190 233V232H189ZM212 233V232H211ZM211 233L209 234V235H211ZM263 233V232H262ZM41 234V233H40ZM88 235H89V233H87ZM86 234V235H87ZM115 234H117V233H115ZM185 234V233H184ZM217 234V233H216ZM222 234V233H221ZM23 235V234H22ZM42 235H43V233H42ZM52 235V234H51ZM62 235V234H61ZM69 235V234H68ZM129 235V234H128ZM165 235V234H164ZM191 235V234H190ZM193 235V234H192ZM198 235V234H197ZM215 235V234H214ZM20 236V235H19ZM64 236V235H63ZM118 236V235H117ZM125 236H126V234H125ZM135 236V235H134ZM181 236V235H180ZM203 236V235H202ZM207 236V235H206ZM24 237H26V236H24ZM29 237V236H28ZM35 237H36V235H35ZM43 237H45V236H43ZM43 237H42V239H43ZM47 237V236H46ZM49 237V236H48ZM77 237H78V235H77ZM82 237V236H81ZM115 237H116V235H115ZM121 237V236H120ZM129 237V236H128ZM158 237H160V236H158ZM178 237H179V235H178ZM184 237V236H183ZM3 238V237H2ZM30 238H32V237H30ZM37 238V237H36ZM39 238V237H38ZM41 238V237H40ZM52 238V237H51ZM50 238V239H51ZM119 238V237H118ZM125 239H126V237H124ZM123 238V239H124ZM139 238V237H138ZM154 238V237H153ZM162 238V237H161ZM166 238V237H165ZM172 238H174L173 236H172ZM188 238V237H187ZM191 238V237H190ZM210 238H211V236H210ZM23 239V238H22ZM33 240H34V236H33V238H32ZM56 239V238H55ZM79 240H80V237L78 238ZM112 239V238H111ZM127 239H129V238H127ZM170 239V238H169ZM177 239V238H176ZM183 239V238H182ZM189 239V238H188ZM187 239V240H188ZM203 239V238H202ZM226 239V238H225ZM4 240H5V238L3 239V243H4ZM25 240H28L27 238L25 239ZM38 240H40V239H38ZM44 240H45V238H44ZM47 240V239H46ZM78 240V241H79ZM131 240V239H130ZM129 240V241H130ZM132 240H133V238H132ZM148 240V239H147ZM151 240H152V238H151ZM161 240V239H160ZM163 240V239H162ZM173 240V239H172ZM186 240V239H185ZM191 240V239H190ZM193 240V239H192ZM191 240V241H192ZM244 240V239H243ZM8 241V240H7ZM35 241H36V239H35ZM48 241V240H47ZM92 241V240H91ZM125 241V240H124ZM128 241V240H127ZM134 241V240H133ZM176 241V240H175ZM180 241H181V238H180ZM199 241V240H198ZM207 241L208 240H204L203 239V242L202 241H200V243L202 242V244H206V245H208L207 244ZM218 240H216V242H217ZM221 241V240H220ZM226 241V240H225ZM228 241V240H227ZM254 241V240H253ZM16 242V241H15ZM29 242V241H28ZM40 242V241H39ZM44 242V241H43ZM53 242V241H52ZM80 242H82V241H80ZM90 242V241H89ZM139 242V241H138ZM145 241H143V243H144ZM149 242V241H148ZM151 242V241H150ZM153 242V241H152ZM34 243V242H33ZM32 243V244H33ZM46 243V242H45ZM49 243H50V241H49ZM54 243V242H53ZM52 243V244H53ZM102 243H103V241H102ZM135 243H136V241H135ZM134 243V244H135ZM167 243V242H166ZM193 243V242H192ZM199 243V244H200ZM211 243V242H210ZM219 243V242H218ZM222 243V242H221ZM224 243V242H223ZM234 243V242H233ZM38 244V243H37ZM47 244V243H46ZM57 244V243H56ZM76 244V243H75ZM98 244H99V242H98ZM142 244V243H141ZM172 244H173V242H172ZM182 244V243H181ZM194 244V243H193ZM196 244V243H195ZM198 244V245H199ZM236 244V243H235ZM242 244V243H241ZM43 245V244H42ZM49 245V244H48ZM48 245L46 246V249L48 248ZM102 245V244H101ZM122 245V244H121ZM137 245V244H136ZM144 245V244H143ZM152 245H153V243H152ZM151 245V246H152ZM166 245V244H165ZM180 245V244H179ZM186 245V244H185ZM197 245V244H196ZM218 245V244H217ZM216 245V246H217ZM220 245V244H219ZM240 245V244H239ZM256 245V244H255ZM6 246V245H5ZM33 246H34V244H33ZM38 246V245H37ZM56 246V245H55ZM79 246V245H78ZM93 246H95V245H93ZM98 246V245H97ZM104 246V245H103ZM145 246V245H144ZM148 246V245H147ZM188 246V245H187ZM209 246V245H208ZM207 246V247H208ZM211 246V245H210ZM232 246V245H231ZM234 246V245H233ZM45 247V246H44ZM83 247V246H82ZM123 247V246H122ZM136 247V246H135ZM149 247V246H148ZM155 247H156V245H155ZM161 247V246H160ZM166 247V246H165ZM173 247V246H172ZM184 247V246H183ZM212 247V246H211ZM225 247V246H224ZM235 247V246H234ZM263 247V246H262ZM4 248V247H3ZM5 248H7V247H5ZM40 248V247H39ZM43 248V247H42ZM49 248H51V247H49ZM56 248V247H55ZM80 248V247H79ZM98 248V247H97ZM100 248V247H99ZM154 248V247H153ZM152 248V249H153ZM178 248V247H177ZM181 248V247H180ZM200 248H201V246H200ZM210 248V247H209ZM219 248V247H218ZM237 248V247H236ZM89 249V248H88ZM101 249V248H100ZM124 249V248H123ZM134 249H136V248H134ZM140 249V248H139ZM156 249V248H155ZM230 249V248H229ZM232 249V248H231ZM54 250V249H53ZM57 250V249H56ZM92 250H93V247H92ZM91 250V251H92ZM148 250V249H147ZM172 250V249H171ZM192 251H193V249H191ZM225 250V249H224ZM257 250V249H256ZM255 250V251H256ZM261 250V249H260ZM264 250V249H263ZM152 251V250H151ZM167 251V250H166ZM173 251V250H172ZM171 251V252H172ZM192 251H191V253H192ZM48 252H51V250L50 251H48ZM90 252V251H89ZM122 252V251H121ZM175 252V251H174ZM177 252V251H176ZM178 252H179V250H178ZM212 252V251H211ZM210 252V253H211ZM254 252V251H253ZM52 253V252H51ZM93 253V252H92ZM139 253V252H138ZM170 253V252H169ZM183 253V252H182ZM194 253H195V251H194ZM205 253L206 252H204V254L203 255H205ZM215 253V252H214ZM89 254V253H88ZM87 254V255H88ZM121 254H123V253H121ZM140 254H141V252H140ZM236 254H238V252L236 251V250H234V248H233V250L232 251H229V252H227L226 254L224 253V255H222V257H221V262L223 261L224 262V264H241L240 262H241V260L240 259H242V258H240L239 260H240V262L238 261V259H236L235 258V255ZM245 254H246V252H245ZM52 255V254H51ZM115 255V254H114ZM124 255V254H123ZM142 255V254H141ZM170 255H171V253H170ZM185 255V254H184ZM192 255V254H191ZM211 255H213V257H214V254H211ZM219 255V254H218ZM240 255V257L243 255V253H240L239 254ZM238 255V256H239ZM250 255V254H249ZM260 255V254H259ZM53 256V255H52ZM93 256V255H92ZM110 256H112V255H110ZM117 256V255H116ZM121 256V255H120ZM131 256V255H130ZM190 255H188V257H189ZM217 256V255H216ZM246 256V255H245ZM248 256V255H247ZM88 257H89V255H88ZM143 256H141V258H142ZM147 257V256H146ZM172 257V256H171ZM170 257V258H171ZM178 257H179V255H178ZM191 257V256H190ZM193 257H195V256H193ZM200 257V256H199ZM198 257V258H199ZM212 257V256H211ZM218 257V256H217ZM220 257V256H219ZM243 257V256H242ZM248 257H251V256H248ZM259 257V256H258ZM262 257V256H261ZM93 258H94V256H93ZM96 258V257H95ZM168 258V257H167ZM183 258V257H182ZM197 258V259H198ZM215 258V257H214ZM88 259V258H87ZM90 259V258H89ZM88 259V260H89ZM116 259V258H115ZM125 259V258H124ZM130 259H132V258H130ZM134 259V258H133ZM132 259V260H133ZM193 259V258H192ZM219 259V258H218ZM257 259V258H256ZM172 260V259H171ZM181 260V259H180ZM184 260V259H183ZM220 260V259H219ZM261 260V259H260ZM91 261V260H90ZM113 260L111 259V262H112ZM125 261H127V260H125ZM124 261V262H125ZM131 261V260H130ZM134 261V260H133ZM141 261V260H140ZM179 261V260H178ZM187 261H188V259H187ZM209 261V260H208ZM211 261V260H210ZM109 262H110V260H109ZM139 262V261H138ZM192 262V261H191ZM190 262V263H191ZM195 262V261H194ZM202 262V261H201ZM216 262H217V260H216ZM243 262H244V260H242V264H243ZM247 262V261H246ZM97 263V262H96ZM123 263V262H122ZM184 263V262H183ZM207 263H209V262H207ZM248 263V262H247ZM261 263V262H260ZM76 264V263H75ZM124 264V263H123ZM127 264V263H126ZM146 264V263H145ZM262 264V263H261Z\"/></svg>",
    "mask_w": 264,
    "mask_h": 264
}]
</instances>
